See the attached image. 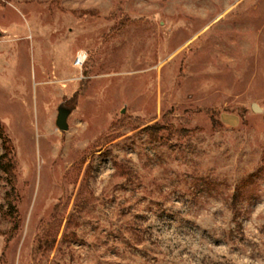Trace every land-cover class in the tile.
Masks as SVG:
<instances>
[{"label":"rangeland","instance_id":"1","mask_svg":"<svg viewBox=\"0 0 264 264\" xmlns=\"http://www.w3.org/2000/svg\"><path fill=\"white\" fill-rule=\"evenodd\" d=\"M0 264H264V0H0Z\"/></svg>","mask_w":264,"mask_h":264},{"label":"water","instance_id":"2","mask_svg":"<svg viewBox=\"0 0 264 264\" xmlns=\"http://www.w3.org/2000/svg\"><path fill=\"white\" fill-rule=\"evenodd\" d=\"M252 110L254 112H258L259 109L257 108V106L253 105L252 106ZM72 112L71 108H68L66 106L60 105L57 108V115L55 118V126L56 128L61 131V132H66L68 130V118L70 116Z\"/></svg>","mask_w":264,"mask_h":264},{"label":"trees","instance_id":"3","mask_svg":"<svg viewBox=\"0 0 264 264\" xmlns=\"http://www.w3.org/2000/svg\"><path fill=\"white\" fill-rule=\"evenodd\" d=\"M165 130L166 129L164 127H160V126H157V125H154V126H150V127L145 128V131L148 134H150L151 136L152 135H157L160 131H165ZM179 133H187V132L186 131H181V132H178V134ZM170 134H171V132H170ZM5 171L8 172V173H10L9 169H5Z\"/></svg>","mask_w":264,"mask_h":264},{"label":"built area","instance_id":"4","mask_svg":"<svg viewBox=\"0 0 264 264\" xmlns=\"http://www.w3.org/2000/svg\"><path fill=\"white\" fill-rule=\"evenodd\" d=\"M85 61H86V54L79 53L76 55V57L73 61V64L75 67H81Z\"/></svg>","mask_w":264,"mask_h":264},{"label":"crops","instance_id":"5","mask_svg":"<svg viewBox=\"0 0 264 264\" xmlns=\"http://www.w3.org/2000/svg\"><path fill=\"white\" fill-rule=\"evenodd\" d=\"M73 66V65H72Z\"/></svg>","mask_w":264,"mask_h":264}]
</instances>
